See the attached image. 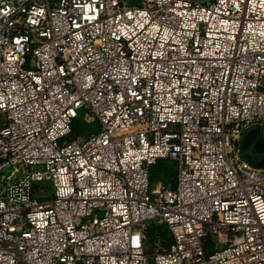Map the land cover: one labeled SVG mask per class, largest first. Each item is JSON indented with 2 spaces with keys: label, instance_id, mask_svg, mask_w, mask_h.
Segmentation results:
<instances>
[{
  "label": "built area",
  "instance_id": "obj_1",
  "mask_svg": "<svg viewBox=\"0 0 264 264\" xmlns=\"http://www.w3.org/2000/svg\"><path fill=\"white\" fill-rule=\"evenodd\" d=\"M252 126L264 0H0V264H264Z\"/></svg>",
  "mask_w": 264,
  "mask_h": 264
},
{
  "label": "rangeland",
  "instance_id": "obj_2",
  "mask_svg": "<svg viewBox=\"0 0 264 264\" xmlns=\"http://www.w3.org/2000/svg\"><path fill=\"white\" fill-rule=\"evenodd\" d=\"M196 1H208V0H196ZM264 127V126H263ZM97 129V123L94 121H86L80 112L73 122L74 134L83 137ZM263 151V150H262ZM174 167L171 162H164L159 167H155L151 173V180L155 187L159 181L164 184L172 185L174 181Z\"/></svg>",
  "mask_w": 264,
  "mask_h": 264
},
{
  "label": "water",
  "instance_id": "obj_3",
  "mask_svg": "<svg viewBox=\"0 0 264 264\" xmlns=\"http://www.w3.org/2000/svg\"><path fill=\"white\" fill-rule=\"evenodd\" d=\"M261 138L264 143V127L252 126L241 137L240 154L252 166L264 168V150L256 151L254 146Z\"/></svg>",
  "mask_w": 264,
  "mask_h": 264
},
{
  "label": "trees",
  "instance_id": "obj_4",
  "mask_svg": "<svg viewBox=\"0 0 264 264\" xmlns=\"http://www.w3.org/2000/svg\"><path fill=\"white\" fill-rule=\"evenodd\" d=\"M171 162V161H169V160H160V161H158L153 167H152V169H151V173L153 172V169L155 168V167H159L160 168V165L161 164H163L164 162ZM172 163V162H171ZM172 166H173V164H172ZM174 167V166H173ZM174 171V170H173Z\"/></svg>",
  "mask_w": 264,
  "mask_h": 264
},
{
  "label": "flooded vegetation",
  "instance_id": "obj_5",
  "mask_svg": "<svg viewBox=\"0 0 264 264\" xmlns=\"http://www.w3.org/2000/svg\"><path fill=\"white\" fill-rule=\"evenodd\" d=\"M259 139H261V138H259ZM259 139L257 140V142L255 143V146H254V148H255L256 151H258L257 149L259 147V145H258ZM258 152H260V151H258Z\"/></svg>",
  "mask_w": 264,
  "mask_h": 264
}]
</instances>
